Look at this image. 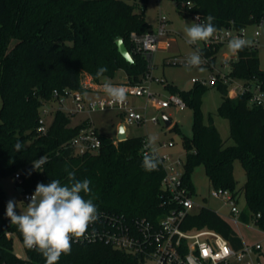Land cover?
Here are the masks:
<instances>
[{
	"label": "trees",
	"instance_id": "16d2710c",
	"mask_svg": "<svg viewBox=\"0 0 264 264\" xmlns=\"http://www.w3.org/2000/svg\"><path fill=\"white\" fill-rule=\"evenodd\" d=\"M172 1L183 15L200 16L204 22L207 15L213 16L217 29L241 30L264 16V0ZM148 2L0 0V175L19 171L22 181L17 184L22 192H34L38 183L48 184L52 179L67 185L68 173L74 172L78 180L91 181L92 193L85 199H93L99 214H114L132 227H136L137 219L157 222L175 207L162 186L163 163L160 161L154 171L142 166V135L115 142L99 132L101 146L97 152L75 154L68 142L89 118L72 125L74 113L61 108L54 111L46 131H38L40 108L52 102L55 89L85 91L81 72H88L99 83L113 78L119 69L126 72L130 83L142 78L147 71L146 59L135 50L131 33L149 30L145 19ZM118 39H123L133 62L119 52ZM222 45L218 42L197 49L207 59L204 65L214 67ZM100 67L107 71L97 78ZM226 75L246 83L258 82L264 90V69L260 67L257 45L237 53ZM213 86L222 93L217 114L229 120L228 139L203 120L201 104L207 85L196 81L189 90L166 85L194 109L192 134H182L186 149L183 183L193 195L191 173L203 164L212 186L238 191L234 161L240 160L247 175L242 187L246 208L241 219L253 221L264 230V108L249 103V92L229 97L228 84L221 78ZM229 139L233 143L229 144ZM18 140L25 147L15 151ZM43 156L47 163L34 170L33 161ZM7 202L0 185V264H45V258L36 250L27 248L25 259L14 252L13 233L23 236L5 215ZM181 225L184 229L208 227L229 239L235 248L244 246L231 224L209 206L186 214ZM142 259L139 253L96 240L72 242L71 254H62L58 264H141Z\"/></svg>",
	"mask_w": 264,
	"mask_h": 264
},
{
	"label": "built area",
	"instance_id": "2783aa9c",
	"mask_svg": "<svg viewBox=\"0 0 264 264\" xmlns=\"http://www.w3.org/2000/svg\"><path fill=\"white\" fill-rule=\"evenodd\" d=\"M196 22L204 21L200 19V21ZM256 24L257 28L254 34L257 38L261 34V29L264 28V16ZM166 27L167 17L161 15L155 29H149L142 33L136 31L131 33L135 50L140 52L146 59L147 71L138 82H126L121 85L127 88V94L129 95L147 96L148 100L154 102L159 109H165L171 104L184 108L187 105L180 95L171 93L168 99H156L154 93L150 90V85L147 83V80L153 78L151 72L155 64V54L158 51L161 36L167 33ZM233 29V27L217 29V33L208 42H203V45L209 46L213 43H223L232 37L243 36L244 28L237 30L236 34H233ZM252 45L257 44L253 43ZM203 59L207 60L205 57ZM220 78L228 84L229 97L233 98L239 94L249 92V103L264 108V90L258 82L250 81L246 83L242 79L232 78L226 74H220V77L218 74H213L209 79V83L213 85ZM193 81L207 85L205 80L201 81L194 78ZM53 97L52 101H58L60 104L59 108L74 114L83 110L88 112L108 109L119 110L124 120L122 124L125 129H127L128 125L147 121L156 123L158 121L157 116L147 117L146 107L143 111L138 110L128 99L122 106H109L110 98L108 96L87 100L84 91L73 88L55 89ZM68 98L73 103L72 107L65 106ZM91 103L96 104L95 110L90 107ZM101 103L105 105L104 108H101ZM50 112H52L50 108H45L42 111L38 131H46L48 124L45 117ZM142 136L141 150L143 154L146 152L151 154L154 147L155 155L163 163L165 174L162 186L169 192L175 207L162 215L157 222L137 219L136 227L125 223L124 220L114 214H99V219L88 228L86 234L88 239H83L82 241L73 239L72 242L105 240L114 248L141 254L143 256L141 264H146L148 259H153L155 264H260L255 254V250L262 247L260 243L254 245L244 244L242 248H235L229 239L216 230L208 227L182 228L183 218L191 212L190 208L196 204L192 199V194L189 193L188 188L183 183V172L174 166V162L167 163L165 157L159 155L157 146H148L147 138L149 135ZM163 144L172 146L173 142L169 141ZM68 145L75 154L94 153L99 150L101 138L97 127L90 118L86 126L82 127L69 140ZM180 162L183 163L182 159H180ZM14 176L18 183L22 181L19 171ZM33 193L23 192L24 199L30 201L29 198ZM210 193L228 206L231 213L238 214L240 212L238 191L213 186ZM258 216H260V213H258ZM7 234L11 235L12 233L8 232ZM16 255L22 259L27 258V256L24 257L17 253ZM25 264L28 263L25 262Z\"/></svg>",
	"mask_w": 264,
	"mask_h": 264
},
{
	"label": "rangeland",
	"instance_id": "374dc122",
	"mask_svg": "<svg viewBox=\"0 0 264 264\" xmlns=\"http://www.w3.org/2000/svg\"><path fill=\"white\" fill-rule=\"evenodd\" d=\"M164 15L167 17V33L161 36L158 51L155 54V64L152 70V79L147 80L150 85V90L154 93L156 99L164 100L168 99L171 95V91L166 87L167 84L176 86L180 90H189L193 87V79L205 80L207 82V89L203 94L201 111L203 114V120L209 125H214L221 133L224 139H228L230 135V123L225 117L217 114L218 107L222 101V93L217 86H213L209 83V79L213 74H227L230 69L231 60H237V54L233 55L228 47V41L223 42L222 47L217 53L216 63L214 67L202 65L206 70L204 72L199 71L197 68H192L191 71L185 69L186 58L198 48L203 46V42H197L196 44H188L186 42V36L184 34V28L186 24L196 22L195 16L191 14L183 15L177 9L175 3L172 0H149L145 12V19L149 24V29H155L159 22V17ZM257 24H251L244 28V34L241 36L245 39H250L253 43L257 44L258 53L260 58V67L264 69V28L261 29V34L256 38L255 30ZM233 34H236L237 30H232ZM257 39V40H256ZM14 42H12L13 44ZM196 45V46H195ZM203 58V57H202ZM82 84L86 90H101L99 82H96L92 75L86 71L81 72ZM127 74L123 69H119L113 78H109L118 82H130L125 80ZM98 83V84H95ZM124 83H119L121 85ZM85 98L93 99L99 97H107L105 93H92L85 92ZM129 102L138 110L143 111L146 107V115L148 118L157 116L158 121L156 123L152 121L143 122L135 125H128L125 129L128 136L139 135H155L158 137L155 146L158 148L160 156H164L167 163L174 162V166L183 172V163L186 156V149L183 144L182 134L190 136L193 130L194 121V109L187 105L184 108H180L174 104H171L165 109H159L155 106V103L148 100L147 96H134L127 94ZM1 106V98H0ZM65 106L72 107L73 103L68 98L65 102ZM60 107L58 101L47 102L40 108V113L45 108L52 109L46 117V123L49 124L54 116V111ZM163 114L168 115L171 124L165 125L163 120ZM90 118L98 131L107 137L115 138V142L119 141L117 137V126L123 122V118L119 110H96L88 112L87 110L78 111L72 115L71 124H77L86 118ZM176 126V128L174 127ZM172 141L173 145L165 146L164 142ZM228 143H233L232 139H229ZM234 175L237 180V190L239 197V207L244 210L246 208V200L242 190V187L247 179L246 170L244 169L240 160L234 161ZM191 179L195 186V192L192 195V199L196 202L191 208V212H197L201 206L206 205L217 212L226 215L229 211V207L224 205L223 202L211 195L212 184L206 174L203 164L196 166L192 173ZM0 185L3 188L8 201L14 200L17 202L16 208L17 214L26 211L27 201L23 197V192L19 191V184H17L14 175H0ZM239 229L245 240L249 242L261 241L263 244L264 253V230L255 224L253 221L245 222L239 226ZM239 230L237 229V232ZM239 235V233H238ZM240 236V235H239ZM241 237V236H240ZM13 250L15 253L21 256H28L27 248L23 244V238L18 232L13 233ZM264 262V258H263ZM146 264H155L153 259H148Z\"/></svg>",
	"mask_w": 264,
	"mask_h": 264
},
{
	"label": "clouds",
	"instance_id": "9594fccd",
	"mask_svg": "<svg viewBox=\"0 0 264 264\" xmlns=\"http://www.w3.org/2000/svg\"><path fill=\"white\" fill-rule=\"evenodd\" d=\"M200 16L195 20L200 21ZM214 17L207 15L206 22H193L186 24L184 34L188 44L208 42L216 33ZM253 41L240 36L229 39L227 47L236 55L246 47L252 46ZM207 63L199 50L186 58L185 69L191 71L197 68L204 72L202 67ZM107 71L106 67L98 68L96 77L101 78ZM101 90L110 98L109 106L123 105L127 101V88L122 85H114L107 79L101 86ZM259 99V98H258ZM101 108L105 105L101 103ZM90 107L95 110L96 104ZM158 139L155 135H149L147 144L155 145ZM25 146L18 140L14 145L15 151H20ZM47 163V157L33 161V169L37 170ZM160 160L152 153L146 152L143 156L142 166L146 171H154L158 168ZM67 185H62L59 180L52 179L50 183H38L34 193L29 198L26 211L17 214V202L9 200L6 205L5 215L10 223L16 225L23 236V244L29 250H36L45 258V264H58L62 254L70 255L72 241L88 239L87 231L91 224L99 219L97 206L93 199H85V195H91V181L88 179L78 180L74 172L68 173ZM82 193L84 195H82Z\"/></svg>",
	"mask_w": 264,
	"mask_h": 264
},
{
	"label": "crops",
	"instance_id": "0c3cea01",
	"mask_svg": "<svg viewBox=\"0 0 264 264\" xmlns=\"http://www.w3.org/2000/svg\"><path fill=\"white\" fill-rule=\"evenodd\" d=\"M106 79L108 81H110L114 85H117L119 83H126V82H123V81L118 82V81H115V80H112V79H109V78H106ZM125 80L128 81V77ZM104 81H105V79L102 80V83H100L99 85H102L104 83ZM95 84H98V83H95ZM85 92H87V93H89V92H92V93H102L103 94V91L102 90H86V91H84V94H85ZM121 124H122V122L119 123L118 126H117V136H118L119 127H120ZM241 212H242V209L240 208V212L238 214H233V213L230 212V210L228 211V213L226 215L221 214V213L220 214L231 224V226L234 228V230L236 232H237V229L239 230L237 233H239V235L241 236L244 244H248V245H254L256 243H260L261 244L262 247L260 249H256L255 250V254H256V258L260 262V264H264V262H263L264 253H263V244H262V242L261 241H256V242H252L251 243V242L245 240L244 237H243V235H242V233H241V231H240V229H239V226L241 224L245 223V221H243L241 219V215H242Z\"/></svg>",
	"mask_w": 264,
	"mask_h": 264
},
{
	"label": "water",
	"instance_id": "95a60500",
	"mask_svg": "<svg viewBox=\"0 0 264 264\" xmlns=\"http://www.w3.org/2000/svg\"><path fill=\"white\" fill-rule=\"evenodd\" d=\"M117 45H118L119 52L126 58V60L129 61V62H133V57H132L130 51L128 50L126 44L124 43L123 39H118L117 40ZM163 120H164V123H165L166 126H168L172 122L170 120V118L168 117V115H166V114H163ZM127 137H128V135H127V133H126V131L124 129V125L121 124L120 127H119L117 138H118V140L121 141V140L127 139ZM18 189H19V191L23 190L22 187H19Z\"/></svg>",
	"mask_w": 264,
	"mask_h": 264
}]
</instances>
